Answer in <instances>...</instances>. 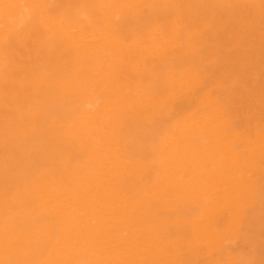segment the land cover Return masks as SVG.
<instances>
[{
    "label": "bare ground",
    "instance_id": "bare-ground-1",
    "mask_svg": "<svg viewBox=\"0 0 264 264\" xmlns=\"http://www.w3.org/2000/svg\"><path fill=\"white\" fill-rule=\"evenodd\" d=\"M0 264H264V0H0Z\"/></svg>",
    "mask_w": 264,
    "mask_h": 264
}]
</instances>
